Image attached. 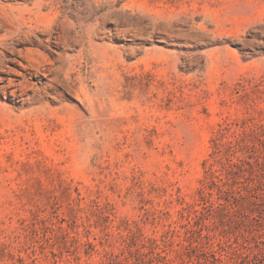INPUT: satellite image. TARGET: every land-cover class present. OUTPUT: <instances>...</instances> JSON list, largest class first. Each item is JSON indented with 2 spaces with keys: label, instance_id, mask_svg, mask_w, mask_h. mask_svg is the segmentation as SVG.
<instances>
[{
  "label": "rangeland",
  "instance_id": "obj_1",
  "mask_svg": "<svg viewBox=\"0 0 264 264\" xmlns=\"http://www.w3.org/2000/svg\"><path fill=\"white\" fill-rule=\"evenodd\" d=\"M0 264H264V0H0Z\"/></svg>",
  "mask_w": 264,
  "mask_h": 264
},
{
  "label": "bare ground",
  "instance_id": "obj_2",
  "mask_svg": "<svg viewBox=\"0 0 264 264\" xmlns=\"http://www.w3.org/2000/svg\"><path fill=\"white\" fill-rule=\"evenodd\" d=\"M27 52H29V51H27ZM33 54V53H32Z\"/></svg>",
  "mask_w": 264,
  "mask_h": 264
}]
</instances>
